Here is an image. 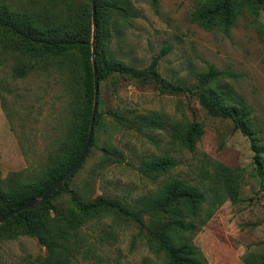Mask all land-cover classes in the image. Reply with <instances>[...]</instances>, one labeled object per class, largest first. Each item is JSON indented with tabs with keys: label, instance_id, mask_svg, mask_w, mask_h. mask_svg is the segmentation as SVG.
Returning <instances> with one entry per match:
<instances>
[{
	"label": "rangeland",
	"instance_id": "1",
	"mask_svg": "<svg viewBox=\"0 0 264 264\" xmlns=\"http://www.w3.org/2000/svg\"><path fill=\"white\" fill-rule=\"evenodd\" d=\"M67 1L0 0V8L27 11L42 22L58 24ZM119 1L129 14L125 21L118 14L112 16V57L137 70L156 59V71L166 82L194 93L224 95L221 108L241 110L243 115L238 116L250 137L231 119L211 115L196 95L161 93L149 79L115 77L98 82L92 141L67 189L82 204L101 197L117 201L123 212L131 214L108 212L86 220L77 230L79 254L67 264H168L156 234L170 217L154 211L149 199L171 181H200L202 171L215 161L240 174V200L225 201L191 243L206 264H244L245 255L264 253V7L256 13L243 10L224 33L190 21L197 0ZM23 63L11 51L0 55L4 183L37 180L73 120L76 78L67 67L52 59L19 76L14 67ZM211 68L221 75L207 86L200 79ZM108 111L118 113L126 123L114 121ZM193 116L202 135L190 153L178 147L172 134L173 124H185ZM160 157L172 160L174 168L147 171ZM68 197L61 191L52 203L65 212ZM187 238V234L171 235L175 244ZM47 256L28 236L0 241V264H41Z\"/></svg>",
	"mask_w": 264,
	"mask_h": 264
},
{
	"label": "trees",
	"instance_id": "2",
	"mask_svg": "<svg viewBox=\"0 0 264 264\" xmlns=\"http://www.w3.org/2000/svg\"><path fill=\"white\" fill-rule=\"evenodd\" d=\"M94 6V62L98 82L115 77L138 81L149 79L161 93L196 95L208 107L211 115L231 119L237 129L250 137L243 118L238 116L243 115L242 111L221 108L219 101L225 100L224 95L194 93L183 85L166 82L156 71V59L148 68L137 70L112 57L109 47L112 16L118 14L125 21L129 12L119 0H94ZM263 7L264 0H197L190 21L205 30L218 29L227 33L243 10L256 13ZM91 15V0H68L62 22L58 24L42 22L27 11L13 12L0 8V55L11 51L25 61L14 67L16 74L25 76L55 59L76 78L74 88L77 90L71 111L72 123L66 136L58 139L57 149L48 156L40 177L25 184L13 180L4 183L0 178V218L52 187L75 164L86 143L94 99ZM220 75L211 68L200 81L211 86L219 80ZM107 115L116 122H125L116 112L108 111ZM95 116H98L97 111ZM173 129L172 139L178 147L193 153L202 135V128L195 117L185 124H173ZM251 148H255L253 142ZM255 158L258 159L257 152ZM151 165L147 171L164 172L173 169L175 163L168 157H160ZM257 165L260 168L259 162ZM67 183L37 208L24 209L1 224L0 241L14 240L20 236L34 238L48 254L41 264H67L76 253L79 254L77 230L86 220L108 212L131 214L123 212V207L117 201L101 197L82 204L75 193L67 189ZM240 184L241 176L236 170L215 161L209 169L202 171L200 181H171L149 199L154 211L170 217L162 232L156 234L165 248L168 264H206L203 255L191 243V238L225 201L234 204L240 200ZM61 191L69 195L70 203L65 212L58 210L52 203L53 197ZM174 233L187 234L188 238L175 244L171 240ZM242 260L244 264H264V253L247 254Z\"/></svg>",
	"mask_w": 264,
	"mask_h": 264
},
{
	"label": "water",
	"instance_id": "3",
	"mask_svg": "<svg viewBox=\"0 0 264 264\" xmlns=\"http://www.w3.org/2000/svg\"><path fill=\"white\" fill-rule=\"evenodd\" d=\"M92 2V26H93V34H92V40H91V46H92V70H93V84H94V99H93V108L90 118V124H89V131L86 143L83 145V149L81 151V154L75 164L71 167V169L61 178L59 179L52 187H50L48 190H46L43 194L40 196L29 200L28 202H24V204H21L16 209L8 212L6 215L2 216L0 218V225L6 222L8 219L12 218L13 216L17 215L18 213L27 210V209H35L38 206H40L43 202H45L48 197H50L54 192H56L65 182H67L72 175L78 170L80 165L82 164L87 151L89 149V144H91L92 141V135H93V126H94V120H95V114L97 111V102H98V80H97V73L95 68V62H94V54H95V6H94V0H91Z\"/></svg>",
	"mask_w": 264,
	"mask_h": 264
}]
</instances>
